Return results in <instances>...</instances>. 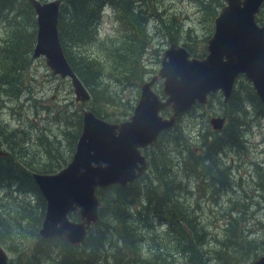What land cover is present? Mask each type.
<instances>
[{
	"label": "trees",
	"instance_id": "16d2710c",
	"mask_svg": "<svg viewBox=\"0 0 264 264\" xmlns=\"http://www.w3.org/2000/svg\"><path fill=\"white\" fill-rule=\"evenodd\" d=\"M59 1L61 6L56 28L62 53L72 72L90 94L88 103L97 105L90 111L102 120L108 119L113 123L123 121L135 104H131L130 100L119 101V113H107L104 109L113 104V93L108 83L121 88H137L147 74L142 58L150 42L145 29L153 13L147 6L150 0ZM152 1L154 5L156 0ZM194 1L198 3L203 21L209 25L211 35L213 18L223 2ZM103 7L112 10L119 31L116 40L100 43L96 48L97 54H93L89 49L96 42ZM153 15L157 16L155 13ZM174 20L171 17L170 24L162 23V26L167 30L168 41L178 44L180 39L168 33V29H175L171 24ZM0 31L3 34L0 41L1 110L4 103L2 98L21 94L24 73L30 64L36 24L26 0H0ZM185 33L188 34V31ZM186 37L189 38L188 35ZM180 46L191 57L201 58L192 55L190 44L182 43ZM214 98L221 97L218 94L210 95L206 106H195L178 117L172 129L161 133L157 141L142 152L147 170L135 182L123 188L111 186L96 192L99 201L98 223L90 228L86 240L77 248L59 239L43 240L37 236L44 201L31 179V173L52 174L64 167L66 160L58 156L54 161L44 163L37 160L32 165L25 157L28 156L27 148L11 147L1 142L5 145L7 156L0 159V192L4 193L0 197V246L14 256V259H9V264H41L46 260H51L53 264H248L264 253V226L260 227L261 237H247L246 228L239 224V217L232 210L224 212L228 216L223 222L222 234L210 241L206 231L208 225L202 224L200 217L197 220L182 199L191 187L188 189L183 177L173 176V173L181 171L198 173L199 183H206L214 190L218 184L209 175L214 170L213 166L207 164L209 154L214 156V160L226 148L243 153V134L248 124L247 108L254 111V115L264 118V109L250 84L238 77L227 103L218 100L226 123L219 132H212L204 117L207 106ZM133 100L136 103L137 99ZM231 110L237 113L235 119L229 113ZM185 117L192 126L194 119L200 117L198 131H205V134L196 136L199 138L197 148L187 138L188 129L180 126V119ZM71 130L68 146L72 153L80 131V116L75 118V126ZM163 139L168 147L160 145ZM14 154H17L16 158L12 157ZM45 154L51 157L46 150ZM203 178L208 182H204ZM258 190L263 192L261 196L264 197V187ZM11 194L19 196V200ZM3 199L7 203H2ZM233 206L246 209L238 201L233 202ZM76 217L75 214L70 215L71 219ZM217 219L218 215L216 218L214 215L209 224L218 227ZM154 225L163 226L164 234L154 233ZM141 242L146 246L145 252L142 251ZM110 243L114 250L107 255L109 248L106 244ZM208 243L211 246L208 248L207 245L206 251H202Z\"/></svg>",
	"mask_w": 264,
	"mask_h": 264
},
{
	"label": "water",
	"instance_id": "95a60500",
	"mask_svg": "<svg viewBox=\"0 0 264 264\" xmlns=\"http://www.w3.org/2000/svg\"><path fill=\"white\" fill-rule=\"evenodd\" d=\"M36 24L31 59L42 57L52 75L67 79L74 101L82 107L89 94L67 64L57 40L58 1L26 0ZM213 20V32L206 41L205 55L192 58L181 46L170 44L162 53L154 76L139 86V95L127 120L109 123L89 110L81 111V127L69 162L53 174L31 173L44 201L37 236L59 239L78 246L87 231L98 222L97 190L123 188L146 171L141 150L170 130L176 119L194 106L206 104L209 95L219 92L225 104L235 80L241 76L251 86L264 109V26L255 23L264 0H223ZM161 82L160 99L152 87ZM169 109L164 118L161 112ZM224 117H211V131L219 132ZM7 152L0 150V158ZM76 214V220L69 215ZM0 264H8L0 246ZM251 264H264V255Z\"/></svg>",
	"mask_w": 264,
	"mask_h": 264
},
{
	"label": "rangeland",
	"instance_id": "374dc122",
	"mask_svg": "<svg viewBox=\"0 0 264 264\" xmlns=\"http://www.w3.org/2000/svg\"><path fill=\"white\" fill-rule=\"evenodd\" d=\"M39 1L49 2L52 0ZM147 6L157 16L153 13L150 14L151 16L145 26L150 42L149 48L142 58V64L147 74L143 77L141 83L156 74L163 51L172 43L168 41L169 36L165 32L167 30L163 29L162 23L169 25L171 17H174L175 20L171 24L175 29H168V33L171 37L180 39L177 42L178 44H190V49L194 53L192 55L195 57H203L206 39L210 35L209 25L203 21L198 3L194 0H156L154 5L153 1L150 0L147 2ZM111 11L108 7H103L96 42L89 49L90 53L97 54L96 48L100 43L106 40H116L119 31L118 24ZM158 19L163 20L159 21ZM256 19L259 25L264 26V5L261 7ZM186 30L188 34L185 33ZM187 35L189 38L186 37ZM2 38L3 34L0 31V41ZM188 39L190 41H185ZM108 84L113 93V104L104 109L107 113L118 114L121 110L119 101L130 100L131 104H135L133 99H138L139 87L121 88L111 82ZM104 85L106 84L104 83ZM152 91L160 99L163 98L160 81L154 84ZM220 99L214 98L207 106L206 116L204 117L206 124L208 119L214 115L224 117L222 109L218 105ZM2 100L4 103L3 108L0 110V150H5V145L1 142L11 147H25L28 152V156H25L28 157L26 160H30L32 165L37 160L44 163L54 161L58 156H62L66 160L65 163H67L72 154L69 151L68 141L72 135L71 129L75 126V118L81 115L82 109L97 108V105L91 104V102L80 107L74 101L69 81L53 76L42 57L31 59V55L30 64L24 73L21 94H18L17 97L2 98ZM245 106L248 107L247 104ZM229 113L233 115V119L236 118L237 113L234 110ZM254 114V111L247 108L246 121L248 124L243 134V153H239L232 148H226L225 152L217 154L214 160V156H210V154L207 157V164L214 167L209 175L218 184L217 188L212 190L206 186V183L200 184L198 173H185L186 171L173 173V176L178 175L177 177L185 179L188 189L191 187L184 193L182 199L185 200L188 209L194 212L196 219L198 220L200 217L201 223L208 225L206 231L210 235V241L219 238L222 234V225L228 216L224 212L227 210H232L233 214L239 217L237 218L239 224L246 228L245 236L257 239L264 235H261L262 231L260 230V227L264 226V197L261 196L263 192L258 190V188L264 187V118ZM168 115V110L161 113L164 118ZM180 120V126L188 129L186 132L187 138L197 148L199 138L196 136L205 134V131H198L197 122H200V117L194 119V126L190 124L186 117ZM105 121L113 123L108 119H105ZM164 144H166L165 139L160 141V145L164 148L168 147ZM42 147L44 148L41 149ZM45 150L50 152L51 157L46 156ZM12 157L16 158L17 154L12 155ZM215 169H219L223 177ZM203 181L208 182L205 178H203ZM215 183L214 186H216ZM1 196H4L3 192H0ZM12 197L19 200V196L13 195ZM248 197L253 199H248ZM237 201L241 202L246 209L234 208L233 202L237 203ZM3 202L7 203V200L3 199ZM214 215L215 218L218 215L216 220L218 227L209 224L213 221ZM163 228V226L154 225L152 231L162 235L164 234ZM147 245L149 246V244ZM207 245L208 248L211 246L210 243L205 244L202 251H206ZM106 246L109 248L107 253L109 255L111 251L113 252L114 247L111 246V243L106 244ZM142 251H146L145 245H142ZM6 254L8 260L14 259L13 255L7 252ZM41 264H53V262L46 260Z\"/></svg>",
	"mask_w": 264,
	"mask_h": 264
},
{
	"label": "bare ground",
	"instance_id": "6f19581e",
	"mask_svg": "<svg viewBox=\"0 0 264 264\" xmlns=\"http://www.w3.org/2000/svg\"><path fill=\"white\" fill-rule=\"evenodd\" d=\"M37 1H39V0H37ZM54 1H58L59 2V8H60V6H61V2L59 1V0H54ZM40 2V1H39ZM57 40H58V44H59V46H60V48H62L61 47V44H60V42H59V38H58V32H57ZM62 50V49H61ZM185 50V49H184ZM187 52V51H186ZM188 53V52H187ZM189 54V53H188ZM40 58V57H39ZM38 59V58H37ZM89 94V93H88ZM89 100H90V94H89ZM219 117V116H218ZM176 122V121H175ZM175 124V123H174ZM174 126V125H173ZM172 129V128H171ZM169 131V130H168ZM98 191V190H97ZM96 191V192H97ZM97 196V195H96ZM98 223V222H97ZM90 231V229L87 231V233H86V237H85V240H86V238H87V234H88V232ZM43 240H46V239H43ZM50 240V239H49ZM84 240V241H85ZM84 243V242H83ZM82 243V244H83ZM82 244H80V245H78V246H75L74 248H77V247H79V246H81ZM73 247V246H72ZM6 253V252H5ZM6 256H7V254H6ZM7 259H8V257H7ZM8 264H9V260H8Z\"/></svg>",
	"mask_w": 264,
	"mask_h": 264
}]
</instances>
